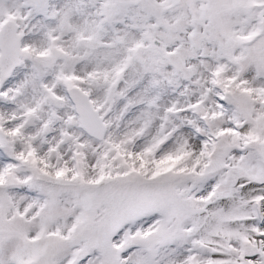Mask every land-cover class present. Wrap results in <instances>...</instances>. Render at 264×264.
I'll return each mask as SVG.
<instances>
[{"label": "snow or ice", "instance_id": "1", "mask_svg": "<svg viewBox=\"0 0 264 264\" xmlns=\"http://www.w3.org/2000/svg\"><path fill=\"white\" fill-rule=\"evenodd\" d=\"M0 264H264V0H0Z\"/></svg>", "mask_w": 264, "mask_h": 264}]
</instances>
